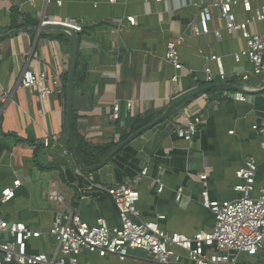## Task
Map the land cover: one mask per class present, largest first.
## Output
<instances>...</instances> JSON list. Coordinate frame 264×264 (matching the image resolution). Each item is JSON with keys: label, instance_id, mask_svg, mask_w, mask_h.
I'll use <instances>...</instances> for the list:
<instances>
[{"label": "crops", "instance_id": "0c3cea01", "mask_svg": "<svg viewBox=\"0 0 264 264\" xmlns=\"http://www.w3.org/2000/svg\"><path fill=\"white\" fill-rule=\"evenodd\" d=\"M186 1L183 5L182 0H116L113 4L61 0L58 5L53 0L48 4L46 0H0V98L7 97L0 102V221L22 223L40 233L27 243L28 255L59 256L49 231L65 208L90 226L105 219L109 227H118V211L107 194L110 187L134 183L140 195L138 221L156 223L168 235L186 237L214 228V216L202 205L203 191L213 202L240 197L234 188L243 181L235 173L248 159L256 165L252 197L258 196L264 186V151L252 127L264 122V74L250 75L245 84L240 81L238 75L251 73L252 65L243 55L245 39L228 33L220 19L219 0ZM249 1L252 15L264 7V0ZM201 7H208L212 14L208 34L191 35ZM234 13L238 22L245 18L241 3ZM128 17L135 19L134 26L128 24ZM41 19L81 27L79 68L70 94L76 138L89 151L117 146L94 172L85 173L72 148L68 150L66 84L58 89L53 82V77L62 82L69 74L73 41L67 35L58 39V32L38 31ZM262 26L254 22L249 30L258 33ZM176 36H185L177 47L182 64L178 72L164 60L167 43ZM219 65L224 82L218 78ZM206 69L213 77L210 83ZM24 70L46 73V84L53 92L40 101L34 92L20 88ZM175 75L177 86L170 83ZM176 87L180 93L176 100L194 98L170 115L168 106ZM223 92L242 93L246 101H235ZM127 101L132 102L130 112ZM114 104L120 105V121L109 118ZM179 114L203 121L190 141L173 132L172 123ZM145 117L152 122L140 129L133 126V120ZM130 133L136 136L124 144ZM45 138L49 148L42 146ZM145 167L148 172L142 177ZM203 175L205 180L200 179ZM17 180L20 186L14 197L2 203V191ZM177 189H182L180 201H176ZM49 190L57 191L62 205L48 200ZM256 258L241 255L239 263ZM77 264L157 263L134 250L124 260L84 251Z\"/></svg>", "mask_w": 264, "mask_h": 264}, {"label": "built area", "instance_id": "2783aa9c", "mask_svg": "<svg viewBox=\"0 0 264 264\" xmlns=\"http://www.w3.org/2000/svg\"><path fill=\"white\" fill-rule=\"evenodd\" d=\"M52 0H46L50 3ZM60 5L61 0H53ZM116 0H109L110 4ZM159 2L161 0H154ZM241 3L245 18L238 22L234 8ZM182 4L188 1L182 0ZM220 19L225 22L226 30L231 35L241 34L245 39L246 49L243 53L251 65V73L242 72L238 75L242 83L248 82L250 75L260 76L264 74V7L257 9L252 15L251 2L249 0H219L217 4ZM127 22L134 26L135 19L128 17ZM212 14L208 7H201L198 14V24L190 29L191 35H205L209 31V22ZM261 23L262 29L258 33H252L249 26L252 23ZM46 25H64L71 28L77 34L81 32L78 23L59 22L41 19L39 27ZM185 36H176L167 43L165 62L178 72L182 68L177 47L184 42ZM238 57H236V60ZM218 78L226 81V76L219 65ZM206 82L213 81L209 69L205 70ZM58 89L63 84L58 77H53ZM46 73L34 74L31 70H24L20 77V88L34 92L38 100L49 96L53 91L47 86ZM170 83L178 85V76H173ZM243 89H247L243 85ZM223 96H230L235 101L244 102L246 98L242 93L230 95L223 92ZM180 96L176 87L172 92V100ZM7 97L0 98V102H6ZM126 108L130 112L132 102H126ZM112 121H120V105L114 104L109 116ZM173 132L179 139L192 140L203 124L200 117L188 118L177 115L173 120ZM262 139L264 151V122L252 127ZM232 132H230L231 134ZM44 148L50 147V141L45 138L42 142ZM145 167L141 176L147 174ZM256 165L253 159H248L244 167L236 171L235 176L243 183L237 185L234 190L240 197L233 201H210L207 191L201 193L202 205L214 216V228L209 233H196L192 237L172 234L168 235L160 230L156 223L138 221L136 205L140 199L134 183L125 186H115L107 189V194L112 198L118 211L120 225L109 227L105 219H98L95 225L84 223L72 210L65 208L56 218L49 235L54 239L59 256L49 259L45 254L28 255L27 243L31 239L40 237V233L29 230L22 223H8L0 221V264H77V257L84 251L95 253L101 258L115 256L124 260L130 251L145 252L157 264H239V257L247 259L259 257L264 251V186L259 189L258 196L252 197ZM205 180L206 176H201ZM20 186L19 180L13 182L12 188L2 191L1 202L6 203L14 197V191ZM161 188H158V192ZM182 189L176 191V201H180ZM49 201L63 204L57 191L49 190Z\"/></svg>", "mask_w": 264, "mask_h": 264}, {"label": "trees", "instance_id": "16d2710c", "mask_svg": "<svg viewBox=\"0 0 264 264\" xmlns=\"http://www.w3.org/2000/svg\"><path fill=\"white\" fill-rule=\"evenodd\" d=\"M57 34H59L57 36V38L60 40H62L64 35H67V34H62L59 32ZM78 68H79V62L77 61L76 70H75V73H74L72 79H74L76 77L77 72H78ZM67 77H68V75L64 76V78L62 80L63 86H64V84L67 83ZM218 88L221 90L227 89L226 86H221ZM214 89H216V88H213L212 90H214ZM193 98L194 97H189V98L184 97L182 100L181 99L173 100L170 103V105L168 106V108H169L168 114L171 115L173 113H176L179 109L188 105L192 101ZM151 122H152V119L150 117H145L144 119H141V120L135 119V120H133V126L137 125V127H138L137 129H140V128L147 126ZM71 131H72L73 143H74V146L76 148V152L78 154V157L81 161L82 166H84V167H92V166L101 165L106 160V157L110 153H112L115 148H117V146L113 145V146L106 148V149H100V150H94V151H89L88 149H85L84 143L79 142V140L76 138L75 117L73 116L72 113H71ZM130 135H131V133L126 138H124L123 141H125L129 137H131ZM68 150L71 151V146H68Z\"/></svg>", "mask_w": 264, "mask_h": 264}, {"label": "water", "instance_id": "95a60500", "mask_svg": "<svg viewBox=\"0 0 264 264\" xmlns=\"http://www.w3.org/2000/svg\"><path fill=\"white\" fill-rule=\"evenodd\" d=\"M38 31H41V32H59V33H65L73 41L74 48H73V55H72L71 67H70V71H69V74H68V77H67V83H66L68 137H69V140H70V143H71V148H72V151H73V157L75 158L77 165H79L85 173L94 172V171H96V169L102 167L105 163H102L99 166H95V167H92V168H89V169L84 168L82 166L81 161H80V159L78 157V154L76 152V148H75L74 143H73L72 131H71L70 94H71V81H72V77H73V75L75 73L76 63H77V51H78V39H77V35L78 34L76 32H74L71 28L66 27L64 25H46V26L38 27ZM135 136L136 135L131 136L124 144H127ZM117 150L118 149H116L115 151H117ZM263 256H264V254H263Z\"/></svg>", "mask_w": 264, "mask_h": 264}, {"label": "rangeland", "instance_id": "374dc122", "mask_svg": "<svg viewBox=\"0 0 264 264\" xmlns=\"http://www.w3.org/2000/svg\"><path fill=\"white\" fill-rule=\"evenodd\" d=\"M263 254H264V251H263ZM263 254L260 255L258 258H256L254 261L246 263V264H264V256H263Z\"/></svg>", "mask_w": 264, "mask_h": 264}]
</instances>
